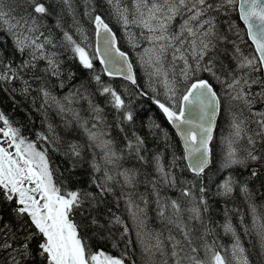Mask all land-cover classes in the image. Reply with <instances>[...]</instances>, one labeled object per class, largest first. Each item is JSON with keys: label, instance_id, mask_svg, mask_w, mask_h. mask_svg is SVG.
Wrapping results in <instances>:
<instances>
[{"label": "snow or ice", "instance_id": "1", "mask_svg": "<svg viewBox=\"0 0 264 264\" xmlns=\"http://www.w3.org/2000/svg\"><path fill=\"white\" fill-rule=\"evenodd\" d=\"M91 2L89 34L73 0H0V91L14 105L30 101L47 129L30 139L0 111V264H254L253 253L264 264V204L250 186L264 190V0ZM105 5L135 59L97 11ZM66 52L86 78L65 68ZM104 77L125 81L123 91ZM140 99L178 146L155 118L140 117ZM221 114L229 132L217 156ZM237 192L250 221L240 215L237 226L226 210L225 246L211 202ZM152 212L160 231L148 225ZM241 231L254 237L251 250Z\"/></svg>", "mask_w": 264, "mask_h": 264}, {"label": "trees", "instance_id": "2", "mask_svg": "<svg viewBox=\"0 0 264 264\" xmlns=\"http://www.w3.org/2000/svg\"><path fill=\"white\" fill-rule=\"evenodd\" d=\"M103 3V0H92V2L87 5L88 8H91L93 6V4L95 5H101ZM73 9L76 13V18L77 20H79L81 22V24L83 25V27L85 28V30L89 31V34H91V24L88 22L87 18L83 16V13L86 9V5H85V0H73ZM106 9V5L104 7H98L97 11L100 12L101 14L105 15L107 18V21L110 23V25L116 29L118 31L117 36L119 37V46L121 47L122 50L132 53L130 47L126 46L125 40H122V32L120 29V26L118 24H116L112 18L110 16H107V13L105 11ZM68 20V24H71V17H67ZM49 25L53 24L54 21L52 19H49L48 21ZM66 27H68L66 25ZM69 31H72L74 34V37L79 40L80 37L79 35H76L74 33V30L71 28H68ZM56 36H59L60 33L59 31H56L53 33ZM4 37L0 36V40H3ZM127 43V41H126ZM69 53H64L65 59H66V63H65V68L66 69H73V70H77L78 66L73 64L70 60H67V57L69 56ZM132 58L135 59V56L132 53ZM96 68L99 71L101 69V65L98 63V61L96 62ZM143 69L141 67H139L137 65V67L135 68V72L139 78V82L141 84L142 87H146L147 85V81H143L142 74ZM88 74L86 72H84V70L82 69H78L77 72V79L78 80H82L84 78H86ZM104 79L110 83L112 86L119 88L121 91H123L124 86L126 84L125 81H123L120 78H116V79H112L109 80L108 77H104ZM128 90L131 91V86H128ZM57 94H62L60 93V90H55ZM64 91L66 92L67 89H64ZM17 101H21L22 98L17 96ZM97 101L98 103L101 104V106H104V100L102 97H97ZM29 102H21V103H17V104H13L12 99L10 98V95L8 92L6 91H0V111H3L17 126H20L22 128L23 134L28 136L30 139H35V133L37 131H46V126H42V117L41 114L37 111H35L34 109H32L31 107H29ZM39 103V101H37V104ZM134 106L136 108V111L139 113L140 117H145L146 119V115H151L153 118L156 119V121L158 123H160L170 134V136H172L173 141L177 143L178 146V138L177 136H175V132L173 131V129L167 124L166 120L163 118V116L159 113V111L155 108L154 105H151L150 102H146L143 99L140 100H136L134 103ZM77 107H79V105H77ZM86 107V105H85ZM107 111V109H106ZM223 115L221 114L218 117L217 120V126L214 132V150L216 152V155L219 156V152L217 150V142H218V138L222 135V131L224 129V124L222 123L223 120ZM49 119L51 120V122L57 126V132L63 136H68V131L65 130L62 126V123L60 121V118L58 116H56L55 112L53 110H49ZM142 134H146V129L141 130ZM113 134L116 135L117 132L115 129H113ZM75 135V134H73ZM148 143H149V147L150 148H154L155 145L152 142V137H148ZM54 159L56 161H60L62 158L56 154H53ZM218 174V173H217ZM216 174V175H217ZM233 174L234 175H242V174H246L244 172L243 169H235L233 170ZM220 175H224V173L220 174ZM217 175V176H220ZM254 191V195H255V200L258 204H264V190H259L260 189V184L259 182H255L253 184L250 185ZM259 190V191H257ZM211 217L212 220L214 221V227L216 228V231L220 233V242L227 246L231 243V238L229 236H225L222 232V230L218 227L219 225L224 223L225 220V211L228 210L229 215L231 216L234 224H236L237 226L239 225V217L240 215H245V219L250 221V217L246 215L247 213V204L244 201V198L237 192L234 193L233 198L225 201L221 198L218 197H214L212 202H211ZM128 224L129 227L131 229H133V239H135V225L132 223L131 220H128ZM148 225L149 227L154 230V231H160L164 228V225L161 224V222L159 221V219L156 217L155 212H152L149 214V219H148ZM241 235L243 238V243L244 245L249 248L250 250L252 249V245L254 242V237L250 238L249 236H246L243 234V232L241 231ZM253 261L255 264L256 261V256L255 253H253Z\"/></svg>", "mask_w": 264, "mask_h": 264}, {"label": "rangeland", "instance_id": "3", "mask_svg": "<svg viewBox=\"0 0 264 264\" xmlns=\"http://www.w3.org/2000/svg\"><path fill=\"white\" fill-rule=\"evenodd\" d=\"M121 32H122V30H121ZM125 39L126 38H125V36H124V34L122 32V40H125ZM126 41L127 40H125L124 44L129 47V45H128V43H126ZM131 51H132L133 55L135 56L136 54L133 52L132 49H131ZM142 74H143L142 79H143V81L146 82L147 81V76H146V73H145L144 69L142 71ZM222 123L224 124V129L222 131V135L218 138V142H217V150H218L219 154L221 153V142L224 139V137H226L228 135V132H229L228 123H227V116L226 115H223ZM220 174H222V173H218L217 175H220Z\"/></svg>", "mask_w": 264, "mask_h": 264}, {"label": "water", "instance_id": "4", "mask_svg": "<svg viewBox=\"0 0 264 264\" xmlns=\"http://www.w3.org/2000/svg\"><path fill=\"white\" fill-rule=\"evenodd\" d=\"M114 29V28H113ZM114 31H115V33L117 32L118 33V31L116 30V29H114ZM116 33V34H117ZM99 63V62H98ZM101 68H102V66H101ZM219 117V116H218ZM217 120H218V118H217ZM216 129V128H215ZM215 129H214V132H215ZM173 131H174V129H173ZM175 132V131H174ZM178 138V140H179V137H177Z\"/></svg>", "mask_w": 264, "mask_h": 264}]
</instances>
